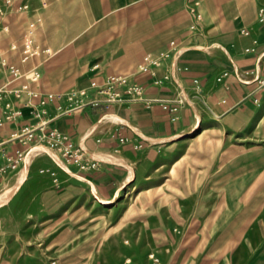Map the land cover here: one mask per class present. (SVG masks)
Listing matches in <instances>:
<instances>
[{"label": "crops", "instance_id": "1", "mask_svg": "<svg viewBox=\"0 0 264 264\" xmlns=\"http://www.w3.org/2000/svg\"><path fill=\"white\" fill-rule=\"evenodd\" d=\"M15 1H27L31 9L12 11L0 18L9 28L0 33V50L23 70L39 69L40 79L31 84L33 89L61 93L72 87H85L92 96L91 81L102 84L111 74H124L131 82L142 85L145 98L181 100L171 101L165 108L160 101L146 104L125 100L70 113L58 110L54 102L39 105L34 100L33 107L16 101L20 115L0 121V145L5 146L10 157L15 156V150H25L32 142L25 135L31 128L39 136L57 127L74 148L84 151L78 162L54 151L67 169L50 154L46 156L47 168L54 176L51 179L63 193L78 196L86 192L99 202L91 193L94 186L103 199L119 198L120 187L125 184L122 190L125 192L138 181L140 170L151 155L163 147L182 146L193 139L188 133L197 122L198 130L214 126L238 129L255 114L258 106H264V21L258 15L259 8H264V0H84L95 19L94 26L84 30H104L112 32V37H104L102 43L96 44V50L87 54L84 62L92 65L73 66L71 74L58 60L64 44L57 42L55 53L51 52L46 32L65 30L64 16L79 13L80 0ZM194 2L201 19L198 30L192 31L189 7ZM31 21L35 22L34 32H40L36 44L42 50L38 56L21 63V37ZM113 32L120 34L113 37ZM171 40H175L176 48H184L181 54L171 53L154 68L153 74L140 70L146 53L157 55L167 50ZM12 43L17 44L14 50L10 48ZM37 58H41L38 63ZM80 60L78 57L72 62ZM51 63L56 65L50 66ZM224 73L227 74L223 76ZM7 80L6 74L1 75L0 85ZM18 84L12 82L11 86ZM60 103L68 106L65 99ZM106 112L116 114L119 119L101 121ZM90 152L111 155V159L94 158ZM5 164L6 159L0 156V168ZM31 165L30 162L26 178ZM129 167L133 169L132 179L127 177ZM12 172L0 173V190L14 184L17 173Z\"/></svg>", "mask_w": 264, "mask_h": 264}, {"label": "rangeland", "instance_id": "2", "mask_svg": "<svg viewBox=\"0 0 264 264\" xmlns=\"http://www.w3.org/2000/svg\"><path fill=\"white\" fill-rule=\"evenodd\" d=\"M79 2V13L64 16L65 30L46 32L51 52L64 44L58 60L68 74L92 65L87 54L112 33L84 30L95 19ZM40 37L34 33L35 56ZM258 107L238 129H197L187 144L161 148L106 206L86 192L63 193L46 156L67 167L47 140H33L12 174L29 155L31 171L0 206V264H264V106Z\"/></svg>", "mask_w": 264, "mask_h": 264}, {"label": "built area", "instance_id": "3", "mask_svg": "<svg viewBox=\"0 0 264 264\" xmlns=\"http://www.w3.org/2000/svg\"><path fill=\"white\" fill-rule=\"evenodd\" d=\"M44 3L43 0H40ZM31 9L29 2H16L15 0H0V18L5 14L12 11H24L29 12ZM190 14L193 22L189 26V30L195 31L199 28V21L201 14L197 9V3L194 2L189 7ZM259 20L264 21V8L261 7L258 10ZM35 22L31 21L28 24V28L25 30L21 39V63L26 62L30 57L35 56L38 51L33 44ZM8 26L0 20V33L7 32ZM243 33L247 34L248 30H243ZM177 44L175 40H171L168 43V49L160 52L157 55L146 53L142 62L139 65L140 70L153 74L155 67H158L162 60L169 57L172 53L173 56L181 54L184 48H176ZM12 50L17 48L16 43L10 45ZM48 52L49 50L46 49ZM172 51V52H171ZM6 74L8 80L3 85H0V106L2 107V119L10 121L19 116L21 111L15 106V102H19L24 106H33L35 103L39 105H45L49 102H54L57 105V109L63 113H70L74 110L82 109L87 106H109L112 103H119L125 100L131 102H145L150 104L152 101H160L163 103L164 108L171 101L180 102L179 99H156L145 98L143 96V87L139 83L131 82L127 75L124 74H111L106 77L102 84H98L96 81H91L89 88L93 89L94 94L90 96L88 88H76L67 92L61 93H43L39 90H35L31 87L32 83L39 82L40 71L37 67L23 70L19 65L9 61L3 56L0 50V76ZM227 73H224L226 75ZM24 79L23 83L11 86L13 81ZM221 78H218L220 80ZM125 95V96H124ZM65 99L68 106L63 107L60 101ZM39 113V112H37ZM27 140L33 141L34 139L47 140L49 146L62 153L63 156L71 159L73 162H78L82 152V149H76L73 143L67 139L64 133H62L57 127H52L47 134H41L37 136L34 133V128H31L25 132ZM41 136V137H40ZM24 150H15V156L10 157L7 154L5 146L0 145V156L6 159V164L0 168V173L7 171H13L19 161L21 160Z\"/></svg>", "mask_w": 264, "mask_h": 264}, {"label": "bare ground", "instance_id": "4", "mask_svg": "<svg viewBox=\"0 0 264 264\" xmlns=\"http://www.w3.org/2000/svg\"><path fill=\"white\" fill-rule=\"evenodd\" d=\"M198 117V116H197ZM108 119H112V120H118L119 117L114 114V113H109V112H106L103 114V116L101 117V121L103 120H108ZM200 126V123L197 122L195 124V126L189 131L188 134H192L194 133ZM187 134V133H186ZM30 153V152H29ZM28 155V154H27ZM99 158H104V159H111V155L108 157V155L104 154H96ZM31 156V155H29ZM27 156L26 159L24 160L25 161V164L24 166L18 171V174H17V177H16V181H14V184L11 185L10 187H7L4 191H1L0 192V206L3 205V204H6L12 197L13 195L16 193V191L18 190L19 186L22 184V182L24 181L25 179V175H26V171H27V167L29 165V162H30V157ZM113 158V157H112ZM32 159V158H31ZM130 174L128 177V179H132L133 178V169L130 167ZM126 181V180H125ZM127 184V183H126ZM125 184H123L119 191H121L123 189V186ZM100 202L101 205L103 206H106V205H111L113 204L114 202H116L117 197L113 198V199H103L100 197V195L98 194V192L96 191L95 187L93 186L92 188V192H91Z\"/></svg>", "mask_w": 264, "mask_h": 264}]
</instances>
